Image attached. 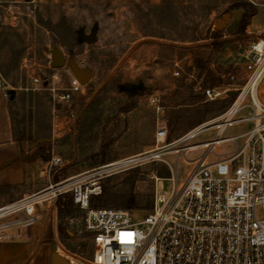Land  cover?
Listing matches in <instances>:
<instances>
[{
    "label": "rangeland",
    "instance_id": "1",
    "mask_svg": "<svg viewBox=\"0 0 264 264\" xmlns=\"http://www.w3.org/2000/svg\"><path fill=\"white\" fill-rule=\"evenodd\" d=\"M254 11L249 0H0V70L12 87L7 90L12 95L10 111L26 166L23 184L0 188V209L40 192L42 199L35 205L40 217L35 225L42 223L45 234L37 241L38 246L54 244L60 253L54 251L69 263L81 259L87 264L92 245L83 211L73 203L76 211L60 222L56 201L71 194L66 191L50 198L44 189L54 184L65 188L78 182L94 183L99 191L96 196L110 202L89 201L90 207L124 208L121 198L131 194L134 206L127 209L142 218L152 207L155 188L157 193L166 194L173 184L168 162H177L175 181L180 184L189 171L188 160L201 152V148H195L185 159L181 155L176 161L177 154L172 150L180 146L177 143L163 154L168 162L158 158L117 165L154 147L149 96H158L167 123L174 107H180L183 115L188 109L201 107L189 108L184 103L202 96V89L228 86L230 92L219 97H231L228 105L221 110L212 108L205 120L192 128L224 112L250 74L239 54L248 41L259 37L255 30L248 36L243 33ZM243 14L244 25L240 21ZM254 24L263 28L264 13ZM226 41L237 42L224 53ZM54 50L64 57L58 67L53 65ZM229 50L231 54H227ZM225 54L227 57H223ZM72 66L88 72L89 79L68 102L56 104L45 88L49 75L54 70L58 85H66L73 74ZM176 70L178 75L173 74ZM30 71L42 79L34 92L22 90ZM127 81L130 85L124 86ZM245 90L243 102L250 103ZM255 92L264 106V70ZM54 112L63 125L58 137H52ZM251 112L247 108L240 114ZM185 122L183 118L182 125ZM248 126L247 122L235 124L223 135L240 133ZM192 128L173 134L167 128L165 144ZM214 132L204 130L191 143L207 140ZM39 139L47 140L35 144ZM231 147V143H225L221 151ZM53 155L62 159L61 166H49ZM15 217L13 213L0 214V222ZM48 232L52 236L46 239ZM50 251L53 249L45 251V259Z\"/></svg>",
    "mask_w": 264,
    "mask_h": 264
},
{
    "label": "built area",
    "instance_id": "2",
    "mask_svg": "<svg viewBox=\"0 0 264 264\" xmlns=\"http://www.w3.org/2000/svg\"><path fill=\"white\" fill-rule=\"evenodd\" d=\"M239 56L250 74L234 101L220 115L171 143L165 144L168 130L158 96L148 98L155 111L154 147L117 165L158 158L168 162L163 154L167 147L177 143L180 146L172 150L177 154L176 161L181 155L185 159L195 148H201V152L188 160L190 168L180 184L175 181L177 162H168L172 172L169 180L173 184L166 194L157 193L155 188L152 207L142 218L127 208L90 207V197L99 192L94 183L78 182L65 188L54 184L44 189L50 198L69 191L73 203L83 211L84 227L92 245L87 264H264V106L255 92L264 70V38L247 42ZM173 74L178 75V71ZM49 79L45 88L56 104L68 102L85 84L73 73L66 85H58L59 77L54 70ZM41 80L40 75L30 71L22 90L34 92ZM245 88L250 103L243 102ZM230 89L204 88V101L217 100ZM3 95L7 97L5 91ZM247 108L252 110L251 114L241 115ZM59 119L54 112L52 137L62 133ZM245 122L251 123V127L234 135H223L227 128ZM207 129H213L214 134L197 144L191 143ZM225 143H231L232 147L221 151ZM61 164L59 156H51L50 167ZM39 193L12 202L0 209H4L0 214L24 210L30 224L35 219L33 209L42 199ZM69 261L84 264L81 259Z\"/></svg>",
    "mask_w": 264,
    "mask_h": 264
},
{
    "label": "crops",
    "instance_id": "3",
    "mask_svg": "<svg viewBox=\"0 0 264 264\" xmlns=\"http://www.w3.org/2000/svg\"><path fill=\"white\" fill-rule=\"evenodd\" d=\"M249 2L255 6V11L252 15V22L244 26L243 33L248 36L255 30L259 34V37L255 38H264V26L262 28L254 24L259 15L264 13V0H249ZM236 42L228 43L226 41L223 44L224 53L229 45L231 46L232 43ZM231 53L232 51L229 50L227 54ZM227 54L223 57H227ZM1 59L0 50V63ZM125 83L124 86L130 85L128 81ZM9 87L0 70V188L18 187L26 179V166L22 161L20 148L15 137L10 111L12 95L7 91ZM4 91L7 93V97L3 95ZM152 113L155 121L153 106ZM249 127H251V123H249L247 129ZM32 213L35 215V219L30 224L27 223L28 213L24 210L17 211V213L13 212L16 217L10 221L0 222V264H51L52 252L50 251V255H46L45 259V251L48 252L49 248L52 249L54 244L47 246V243H43L38 246L37 241L41 236L44 237L45 228H43L42 223L35 225L40 217L35 208ZM52 232H48L45 238L51 237Z\"/></svg>",
    "mask_w": 264,
    "mask_h": 264
},
{
    "label": "trees",
    "instance_id": "4",
    "mask_svg": "<svg viewBox=\"0 0 264 264\" xmlns=\"http://www.w3.org/2000/svg\"><path fill=\"white\" fill-rule=\"evenodd\" d=\"M245 15L243 14L240 18V21L242 22V25L245 24ZM242 27V26H241ZM218 33H215L214 35L217 36ZM216 44V42H213ZM202 97V98H201ZM195 100L190 103H184L189 106V108L196 106V105H201V107H194L193 109H188L186 111V114L183 115L181 110L179 109L180 107H174L173 111L170 112L169 117L167 119L166 126L171 134L182 130V129H189L192 128L194 125L202 122L205 120V116L207 113L212 111V108L215 109H223L226 105L231 100V97H226L224 99H219V100H212V101H204L203 95L202 96H194L193 97ZM91 105V104H89ZM218 105V106H217ZM185 116V117H183ZM185 118L186 124L182 125V120ZM168 175H165L164 177H167ZM93 196H95L93 198ZM90 198L91 203H96V204H106L110 201H104L102 196H96L93 195ZM100 197L101 200L98 198ZM122 201L120 202V205L123 206L124 208H132L134 206V196L129 194V195H124L122 198ZM56 208H57V214L58 218L60 219V222H62L65 218L71 217L73 215V212L76 211L72 202V198L68 196L66 199L61 200L60 198L57 199L56 201Z\"/></svg>",
    "mask_w": 264,
    "mask_h": 264
},
{
    "label": "water",
    "instance_id": "5",
    "mask_svg": "<svg viewBox=\"0 0 264 264\" xmlns=\"http://www.w3.org/2000/svg\"><path fill=\"white\" fill-rule=\"evenodd\" d=\"M52 60H53V65L55 67H58L62 64V62L64 61V57L60 54L59 51L54 50L52 52ZM72 72L76 75V77L82 82V83H86V81L89 78V73L84 71V70H80L75 66L71 67ZM47 139H39L38 141L35 142V144L42 142V141H46ZM56 246H53V251L51 253V264H71L69 263L64 257L60 256L59 254H57L54 250H55Z\"/></svg>",
    "mask_w": 264,
    "mask_h": 264
},
{
    "label": "bare ground",
    "instance_id": "6",
    "mask_svg": "<svg viewBox=\"0 0 264 264\" xmlns=\"http://www.w3.org/2000/svg\"><path fill=\"white\" fill-rule=\"evenodd\" d=\"M253 92H254V90H253ZM254 95V98H255V94H253ZM110 165H113V164H110ZM55 251H57L58 253H60V250L58 249L57 250V246L55 247Z\"/></svg>",
    "mask_w": 264,
    "mask_h": 264
}]
</instances>
